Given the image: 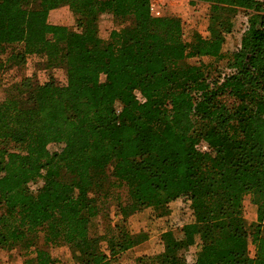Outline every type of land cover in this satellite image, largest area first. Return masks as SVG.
Here are the masks:
<instances>
[{
  "label": "trees",
  "instance_id": "16d2710c",
  "mask_svg": "<svg viewBox=\"0 0 264 264\" xmlns=\"http://www.w3.org/2000/svg\"><path fill=\"white\" fill-rule=\"evenodd\" d=\"M196 2L211 18L242 14L236 47L223 50L232 18L184 33L180 16L154 18L146 0H0V71L30 55L65 71L64 83L24 76L0 100V251L19 246L33 264H111L147 237L109 220L90 233L95 202L114 196L122 220L188 203L190 221L136 264H264V0ZM59 7L73 28L49 22ZM102 16L115 24L104 38Z\"/></svg>",
  "mask_w": 264,
  "mask_h": 264
},
{
  "label": "rangeland",
  "instance_id": "374dc122",
  "mask_svg": "<svg viewBox=\"0 0 264 264\" xmlns=\"http://www.w3.org/2000/svg\"><path fill=\"white\" fill-rule=\"evenodd\" d=\"M174 14L181 16L184 21V28L187 31L190 28L203 30L212 20L219 17L220 20H231V14L219 13L211 18L209 7L205 4L190 6L186 3L178 5L172 9ZM49 22L53 24H61L74 27V18L69 12L67 7H59L52 10L48 16ZM233 29L232 32L225 35L223 50H232L238 43L240 31L244 27V17L238 13L232 18ZM115 27V24L109 17L102 16L99 20V35L105 37L108 31ZM189 63H195L197 60L190 59ZM24 76H31L36 82L43 84L49 80L58 83H64L65 71L63 68H46L44 59L30 55L26 57L25 61L21 64H10L0 71V100H2L10 86L16 84ZM49 151L58 149L55 145L48 146ZM122 202L124 201V192H121ZM115 197H108L105 200H98L95 206L99 211L91 218L89 231L91 234H101L103 226L109 221L118 223L121 227L136 233L143 231L146 234V240L141 244L125 251L116 257L111 264H136V258L142 255L158 254L162 251L160 242V235L166 230H176L180 228L185 222L190 221V210L188 203L184 200L171 201L168 203V214L159 218L153 216L151 208H144L128 214L124 220L114 216ZM255 206L251 203L249 197H245L243 201L242 214L247 223H254L256 220ZM36 246L42 244L41 238H36ZM54 258L62 261L70 259L69 251L66 247H52L49 249ZM194 248L191 247L185 252L187 261L192 260ZM248 255H253V246L248 240ZM33 255H31L32 257ZM0 264H33L25 262V258L19 255V246H14L0 251Z\"/></svg>",
  "mask_w": 264,
  "mask_h": 264
},
{
  "label": "built area",
  "instance_id": "2783aa9c",
  "mask_svg": "<svg viewBox=\"0 0 264 264\" xmlns=\"http://www.w3.org/2000/svg\"><path fill=\"white\" fill-rule=\"evenodd\" d=\"M146 1H147V5H148L149 14H150V16H152L154 18L163 17L167 13H173V12H171L172 9L178 5H182V3H186V4L190 5L188 3V0H146ZM202 4H205L207 7H209L208 4L203 3V2H196L195 4H192L190 6L202 5ZM182 22H183L182 24H184L183 20H182ZM183 29H184V33H185L184 25H183ZM199 148L201 150H205L206 146L204 144H200Z\"/></svg>",
  "mask_w": 264,
  "mask_h": 264
}]
</instances>
